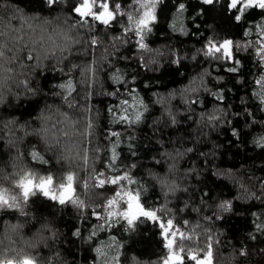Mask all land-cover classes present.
I'll list each match as a JSON object with an SVG mask.
<instances>
[{
	"label": "trees",
	"instance_id": "16d2710c",
	"mask_svg": "<svg viewBox=\"0 0 264 264\" xmlns=\"http://www.w3.org/2000/svg\"><path fill=\"white\" fill-rule=\"evenodd\" d=\"M131 1L110 3L125 8ZM75 2L49 8L46 0H0V185L17 189L26 173L52 175L59 185L71 173L76 191L91 200L77 208L37 194L22 211L0 209V264L22 257L33 264H163L167 250L155 223L107 227V201L121 188L142 191L146 208L191 237L177 234L183 264H195L189 251L206 256L209 243L212 264H264V87L257 83L264 51L256 55L264 11L249 10L236 23L218 5L196 21L197 11L211 6L179 0L187 6L180 13L163 0L140 49L120 16L112 27L90 21L71 29L76 19L67 10ZM77 32L79 43L72 42ZM211 36L233 39L232 61L203 56ZM235 59L238 72H228ZM100 172L106 181L123 172L137 183L100 187Z\"/></svg>",
	"mask_w": 264,
	"mask_h": 264
},
{
	"label": "snow or ice",
	"instance_id": "6c2138e0",
	"mask_svg": "<svg viewBox=\"0 0 264 264\" xmlns=\"http://www.w3.org/2000/svg\"><path fill=\"white\" fill-rule=\"evenodd\" d=\"M49 8H52L53 5H56L60 0H46ZM176 4V11L183 13L186 11V4L179 2V0H173ZM200 4L203 6L211 7H201L196 16H193L192 19L198 21V18L210 11H215L218 5H222L223 13L228 15L230 19H234L236 23H240L242 18L245 17V14L249 10H261L264 11V0H199ZM137 3L140 4V9H142L139 19L135 20V28L131 27L133 22V16L128 15L127 20L128 24L125 25L126 32H134V38L137 39V43L140 49H146L147 45L145 43L147 34L152 32L151 25L157 22L156 8L157 5L163 3V0H144L141 3V0H137ZM2 6V5H0ZM138 9V11L140 10ZM67 15H70L76 19L75 24H71V29H79L86 25L90 24V21H95L100 26L112 27L114 22L117 21V16L125 15V12L121 8L119 2L110 3V0H76L73 3L72 7L67 10ZM204 23H208L207 20ZM195 28H199L201 25L197 22L193 25ZM262 32H264V23L260 25ZM65 41H68L70 37L65 34ZM80 36L77 32L75 39L72 42L79 43ZM97 40L95 37L91 38V45H96ZM236 48L240 47L235 45ZM204 57L210 58L212 60H227L232 61L234 59V41L231 38H219L217 36L205 37L204 48L200 50ZM261 51H264V39L260 40V47L256 52V55H260ZM48 55L55 56L54 52H48L45 50ZM219 54V55H218ZM2 55V53H0ZM43 56V53L37 52L36 60ZM28 59H33L32 56H29ZM195 59V57H193ZM178 62V61H177ZM261 63L264 64V56H261ZM240 60L235 59L234 66L229 67L226 70L231 73H236L239 70ZM72 81H68V84L71 85ZM261 83V86L264 87V80L257 81ZM61 89L64 88V84L59 85ZM32 91L35 92V87L32 88ZM218 100H223V96H218ZM127 104V101H124ZM261 103L264 104V99L261 100ZM145 107V111H146ZM143 113L135 115V121H141ZM251 115V113H249ZM215 120H219V116L212 117ZM120 120L127 121L129 117L127 115L119 116ZM91 125H89V128ZM233 136L237 135L235 129L232 132ZM118 133L113 132L112 136L116 137ZM114 142V141H113ZM264 147V144L260 145ZM189 152L192 151L191 148L188 149ZM33 156H36V153H32ZM88 157L85 156L84 163H87ZM116 160L115 149L110 158L109 167H111ZM38 163L46 164L48 161L42 157H37ZM130 167H136L133 163ZM104 177V172L98 174V186L103 187L105 183H110L112 185H118L122 181H127L128 184H136L137 182L127 173H121L115 177H112L110 180L102 178ZM74 175L69 173L64 177V182L59 184V187H53L55 180L52 175H41L39 181L31 173H26L19 180L18 187L21 190V193L24 198V202L27 204L30 197L36 196L37 194L43 196L44 198L53 201L61 206L71 203H76V200L73 199V193L75 191L74 187ZM253 195H257L254 193ZM201 196L207 198L208 193L201 192ZM142 191H126L124 188H121L120 191L115 192V198L109 199L107 201L108 209H113L118 207V200L123 201L126 206L124 210L109 211L107 216V227H111L112 223L115 221L122 220L126 222L128 230H134L138 221L146 219L149 222L155 223L161 232V240L163 242V248L167 250V256L163 260V264H183L184 248L181 245L179 251H175L174 248L177 243V234L179 233V240L183 241L185 239H191V237H186L185 233L180 230V228L174 229V224L172 219H168L166 224L160 220L157 215V211L150 210L145 207L142 203ZM19 205L16 203L15 197H9L3 191H0V209H13L17 208ZM222 206L225 208L226 212L232 210V203L229 201H224ZM222 219V217H217ZM97 219H100V216H97ZM75 236H80V231L77 230L74 233ZM113 239L115 237L113 236ZM212 245L209 243V247L206 253V256L203 259H198V254L193 251L188 252V259L194 261L195 264H212ZM99 251V249H96ZM244 253H241L243 255ZM119 259V257H117ZM8 264H13L12 261H8ZM22 264H33L30 260H24Z\"/></svg>",
	"mask_w": 264,
	"mask_h": 264
},
{
	"label": "rangeland",
	"instance_id": "374dc122",
	"mask_svg": "<svg viewBox=\"0 0 264 264\" xmlns=\"http://www.w3.org/2000/svg\"><path fill=\"white\" fill-rule=\"evenodd\" d=\"M144 0H141V3H143ZM158 6V5H157ZM138 9H140V4L137 3V0H132L130 5H128L127 7L125 8H122V10L125 12V15L123 16H120V18H122L123 21H125V25H127L129 22L127 20V16L128 15H132L133 16V22L131 23V27L134 29L135 28V20L139 19V16H140V13L142 11V9H140L138 11ZM119 16V15H118ZM124 30H125V27H124ZM240 48H242V46H240ZM150 51V50H149ZM154 60V59H157L156 58V54L153 55L152 54V57H151V60ZM39 181V179H37V182ZM83 186L85 187V190H86V187L89 186L88 184L85 185V183L83 184ZM0 187H3L5 190H7V195L9 197H15V200H16V203L19 205L17 208H13V209H16V210H19V211H22L24 205H25V202H24V198H23V195L21 193V190L20 188L18 187L17 189H10V188H7L5 186H1ZM53 187H59V185H53ZM75 187V186H74ZM88 191V190H87ZM83 193H85V191H79L77 192L76 189L73 193V199L76 200V203H71L69 202L70 205H73V206H76L77 208L79 207H84L85 204H89V206L91 205V200H90V197H88V200H87V196L86 198L84 197ZM115 197L111 198V199H114ZM118 200V207H114L113 209H111V211H116V210H124V208L126 207L125 205L123 206V208L120 209V204L123 203V201ZM124 204V203H123ZM205 257V256H204ZM202 257V258H204Z\"/></svg>",
	"mask_w": 264,
	"mask_h": 264
},
{
	"label": "clouds",
	"instance_id": "9594fccd",
	"mask_svg": "<svg viewBox=\"0 0 264 264\" xmlns=\"http://www.w3.org/2000/svg\"><path fill=\"white\" fill-rule=\"evenodd\" d=\"M0 191H3L4 193L7 194V190H5L3 187H0ZM0 259H2V257H0ZM24 260H30V261H31V258H30V257H22V258H21V261L18 262V264H22V262H23Z\"/></svg>",
	"mask_w": 264,
	"mask_h": 264
},
{
	"label": "water",
	"instance_id": "95a60500",
	"mask_svg": "<svg viewBox=\"0 0 264 264\" xmlns=\"http://www.w3.org/2000/svg\"><path fill=\"white\" fill-rule=\"evenodd\" d=\"M201 259H203V258H201Z\"/></svg>",
	"mask_w": 264,
	"mask_h": 264
}]
</instances>
